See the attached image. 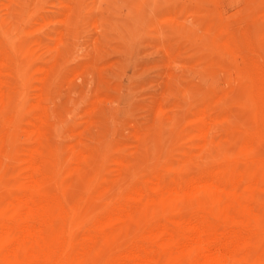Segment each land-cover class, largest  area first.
<instances>
[{
    "label": "rangeland",
    "instance_id": "rangeland-1",
    "mask_svg": "<svg viewBox=\"0 0 264 264\" xmlns=\"http://www.w3.org/2000/svg\"><path fill=\"white\" fill-rule=\"evenodd\" d=\"M263 147L264 0H0V231L31 212L75 264L190 217L256 237ZM243 176L262 213L231 223L210 186Z\"/></svg>",
    "mask_w": 264,
    "mask_h": 264
},
{
    "label": "bare ground",
    "instance_id": "bare-ground-1",
    "mask_svg": "<svg viewBox=\"0 0 264 264\" xmlns=\"http://www.w3.org/2000/svg\"><path fill=\"white\" fill-rule=\"evenodd\" d=\"M210 188L223 201L219 214L225 221L241 223L247 216L254 218L262 213L253 205L254 193L245 176L237 178L233 188L221 182L213 183ZM219 204L221 206L222 203ZM22 218L23 224L7 222L1 228L0 240L10 237L11 242H7V248L0 247V264H75L82 254L92 251L91 246H75L74 242L65 240L62 230L55 226L35 224L31 220V212H26ZM108 221L113 223L115 220L112 218ZM224 232L223 228L211 224L207 219L190 217L174 222L172 227L160 226L151 230L146 242L125 251L109 264H264V232L256 235L254 231L256 237L251 238L234 235L222 244L224 240L221 241L220 236ZM97 233L91 237L95 245L104 235L102 230ZM177 254L181 259L175 257Z\"/></svg>",
    "mask_w": 264,
    "mask_h": 264
}]
</instances>
